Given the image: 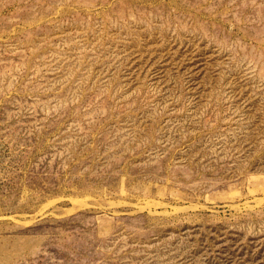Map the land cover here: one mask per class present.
<instances>
[{
  "label": "rangeland",
  "instance_id": "374dc122",
  "mask_svg": "<svg viewBox=\"0 0 264 264\" xmlns=\"http://www.w3.org/2000/svg\"><path fill=\"white\" fill-rule=\"evenodd\" d=\"M0 264H264V0H0Z\"/></svg>",
  "mask_w": 264,
  "mask_h": 264
}]
</instances>
